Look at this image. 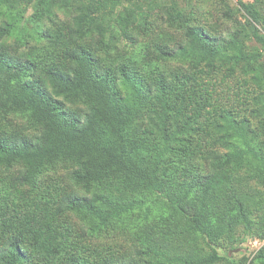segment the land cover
I'll return each instance as SVG.
<instances>
[{"label":"trees","instance_id":"16d2710c","mask_svg":"<svg viewBox=\"0 0 264 264\" xmlns=\"http://www.w3.org/2000/svg\"><path fill=\"white\" fill-rule=\"evenodd\" d=\"M58 1L63 0H0V112L26 115L39 125L34 132L0 130V168L20 165L17 175L9 181L1 179L5 193L3 203L0 201V223L4 225L0 230L8 227L9 233L0 244V264H30L29 246L24 242L29 237L38 244L34 254L56 253L59 264H141L133 258L118 256L104 257L99 263L73 256L63 258L70 240L59 227H53L55 213L38 206L32 208V202L24 200L22 190L35 185L45 162L60 158L74 161L70 174L73 183L99 186L112 178L117 195L106 199L97 192L88 195L74 188L60 197L56 213H83L97 219L99 223L93 229L97 232L126 213L148 210L161 202L180 215L190 231L215 244L218 236L209 215L210 193L222 180H228L224 167L257 153L254 142L264 133V92L255 97L256 106L252 110L259 125L253 127L248 118H236L229 110H220V119L212 122L211 131L207 132L208 150L188 152L175 147L173 142L178 138L174 134L170 138L162 134L159 141L150 140L144 134L146 129H139L141 114L149 107L142 97L154 94L161 100L170 83L162 74L151 75L147 80L137 69L121 66L113 71L101 67L96 53L100 45H108L115 25L123 32L128 25L139 24L141 0H65L75 8L70 36L74 39L86 36L89 45L66 47L61 61L36 74L37 58L19 51L24 42L22 18L31 6L38 16L49 15L51 4ZM166 1L164 13L168 21L181 20L182 4L187 0ZM238 3L246 19L238 33L264 41V0H238ZM13 34L16 47L5 41ZM236 39L235 33H230L229 38L217 37L198 26H190L183 42L171 50L159 48V51L165 57L188 62L197 70L231 61L227 68L232 71L242 59L250 66L249 61L257 55H246L241 49L234 54L229 52L228 47L233 48ZM263 72L264 67L257 66L251 78L261 83ZM192 73L187 74V81L196 82L197 76ZM117 79L122 84H117ZM76 102L85 103L86 108L72 109ZM218 146L226 151L221 152ZM171 152L187 159L200 155L208 170L187 173L186 183L175 182L169 179L173 173L161 170L164 158ZM12 188L21 194L19 201ZM153 253L157 264H214L221 259L215 249L199 256L171 255L161 249Z\"/></svg>","mask_w":264,"mask_h":264},{"label":"rangeland","instance_id":"374dc122","mask_svg":"<svg viewBox=\"0 0 264 264\" xmlns=\"http://www.w3.org/2000/svg\"><path fill=\"white\" fill-rule=\"evenodd\" d=\"M166 3V0H141L142 19L139 24L128 25L123 32L115 25L108 45H100L96 52L101 67L106 66L113 71L120 70L121 66L137 69L147 80L151 75L162 74L170 83L161 100H157L154 94L149 98L142 97L149 107L145 106L146 110L141 114L139 129H146L144 134L156 141L162 134L169 138L174 134L178 138L173 142L174 146L189 152L210 148L207 132L211 131V123L220 119V110H229L236 118H248L253 127L259 125L252 110L256 106L255 97L264 92V81L257 83L251 76L257 66L264 67V41L238 33L237 29L246 22L238 0H187L182 4L184 15L176 22L168 21L164 13ZM51 10L49 15L43 13L38 16L35 7L31 6L22 18L24 42L19 45V51L37 58L39 66L36 74L44 73L46 68L61 61L66 47L75 44L86 46L90 41L86 36H75L77 39L70 36L69 28L75 13L70 1L51 4ZM190 26H198L217 37L229 38L230 33H235L237 39L233 48L228 47L229 52L234 54L241 49L246 55L257 54L256 59L249 61L250 66L246 65V59H242L232 71L227 68L233 63L231 61L215 68L201 67L202 70H197L188 62L160 53L159 48L171 50L183 42ZM15 40L16 34H13L5 41L16 47ZM189 72L197 76L196 82L187 81ZM116 83L122 84L119 79ZM71 107L78 111L85 109L86 104L76 102ZM38 127L26 115L0 112V130L34 132ZM254 147L256 154L246 155L224 167L228 180H222L210 193L209 215L218 236L215 244L190 231L182 217L161 202L153 204L148 210L126 213L97 232L93 230L99 223L97 219L83 213H56L60 197L74 188L88 195L97 192L106 199L117 195V186L112 178L99 186L84 187L73 183L70 174L75 164L70 158L45 162L35 185L22 188L23 198L32 202V208L38 206L46 212L55 213L53 227H59L70 240V247L63 258L73 256L86 259L89 263H99L104 257L118 256L133 258L141 264H157L153 250H166L171 255L199 256L212 253L215 249L221 259L214 264H264L263 132L254 142ZM217 148L221 152L226 151L221 146ZM164 160L161 170L173 173L169 179L175 182L186 183L187 173H205L208 170L200 155L187 159L171 152ZM19 168L17 164L8 169L0 168L2 203V194L5 193L3 182L17 175ZM12 190L19 201L21 194L14 188ZM3 226L0 223V229ZM6 229L0 230V244L9 233ZM24 242L29 246L27 256L30 264H59L58 254H34L37 242L30 237Z\"/></svg>","mask_w":264,"mask_h":264}]
</instances>
